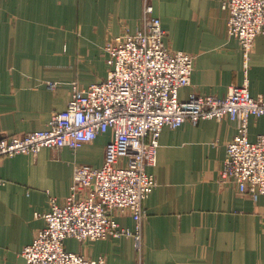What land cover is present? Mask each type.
I'll list each match as a JSON object with an SVG mask.
<instances>
[{
  "label": "crops",
  "instance_id": "0c3cea01",
  "mask_svg": "<svg viewBox=\"0 0 264 264\" xmlns=\"http://www.w3.org/2000/svg\"><path fill=\"white\" fill-rule=\"evenodd\" d=\"M224 1L150 0L165 44L195 58L181 103L192 94L222 99L244 82L242 51L229 36ZM144 8L145 0H0V135L48 129L74 85L106 79L105 45L140 30ZM247 79L251 96L264 98V35L255 41ZM262 133L264 117L251 118L249 139ZM236 134L230 119L162 130L157 164L148 168L157 186L144 203L143 264H264V200L221 181ZM112 139L108 132L79 150L45 148L37 156L0 159V264H26L22 252L45 227L41 216L51 199L63 203L69 196L76 166L100 168ZM114 214L122 227L135 229L128 214ZM65 248L90 260L103 257L106 264L140 260L133 237L70 238Z\"/></svg>",
  "mask_w": 264,
  "mask_h": 264
},
{
  "label": "built area",
  "instance_id": "2783aa9c",
  "mask_svg": "<svg viewBox=\"0 0 264 264\" xmlns=\"http://www.w3.org/2000/svg\"><path fill=\"white\" fill-rule=\"evenodd\" d=\"M228 33L240 45L244 82L222 99L192 94L179 101L182 88L191 85L195 58L165 44L166 32L145 0L142 28L123 33L105 45L109 71L100 83L73 86L65 110L52 115L48 129L23 136L0 135V159L21 154L37 156L43 149L79 150L100 135L113 133L100 168L74 169L70 194L63 203L51 199L50 211L22 256L26 264H106L68 252L67 239L81 243L133 237L141 259L144 203L157 186L148 168L157 164L162 130L186 122L230 119L237 134L227 145L223 183H234L240 193L264 200V133L249 139L251 118L264 117V98L252 97L247 72L255 41L264 35V0H225ZM51 87L56 85L51 84ZM124 162V163H123ZM128 214L135 229L122 227L115 212Z\"/></svg>",
  "mask_w": 264,
  "mask_h": 264
}]
</instances>
